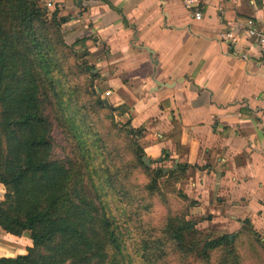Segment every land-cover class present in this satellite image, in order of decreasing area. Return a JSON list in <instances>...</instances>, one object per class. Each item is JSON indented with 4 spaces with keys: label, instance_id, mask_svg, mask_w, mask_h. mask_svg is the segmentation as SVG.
Segmentation results:
<instances>
[{
    "label": "crops",
    "instance_id": "0c3cea01",
    "mask_svg": "<svg viewBox=\"0 0 264 264\" xmlns=\"http://www.w3.org/2000/svg\"><path fill=\"white\" fill-rule=\"evenodd\" d=\"M46 1L66 43L92 40L102 93L144 128L145 155L186 167L190 218L219 235L247 219L264 243V44L246 32L264 34V0ZM31 245L0 228V258Z\"/></svg>",
    "mask_w": 264,
    "mask_h": 264
},
{
    "label": "trees",
    "instance_id": "16d2710c",
    "mask_svg": "<svg viewBox=\"0 0 264 264\" xmlns=\"http://www.w3.org/2000/svg\"><path fill=\"white\" fill-rule=\"evenodd\" d=\"M66 21L56 9L49 14L43 0H0V184L4 187L0 228L14 236L28 233L32 244L25 254L0 258V264H159L170 255L181 264L186 258L201 264H240V239L261 242L250 221L243 220L236 233L211 236L197 228L205 218H188L195 202L185 195L187 211L168 214L159 237L149 235L129 251L125 212L131 201L114 212L104 198L103 185L88 172L91 156L81 132L86 116L82 115L80 126L75 120L68 123L79 160L54 158V122L64 125L70 120L69 100L62 95L72 94L60 87L59 74L69 52L81 50L77 56L83 57V49L92 43L81 38L68 45L61 35ZM86 69L98 78L93 68ZM105 99L96 97L94 104L119 114L127 112L125 106L106 105ZM75 128L81 129L78 134ZM125 128L137 140L145 133L129 122ZM130 144L138 164L151 175L145 186L149 194L157 190L162 176L175 183L185 177L186 167L181 164L166 174L152 170L142 161L141 144ZM90 169L100 178L96 168ZM128 191L123 187L109 193L124 199Z\"/></svg>",
    "mask_w": 264,
    "mask_h": 264
},
{
    "label": "rangeland",
    "instance_id": "374dc122",
    "mask_svg": "<svg viewBox=\"0 0 264 264\" xmlns=\"http://www.w3.org/2000/svg\"><path fill=\"white\" fill-rule=\"evenodd\" d=\"M43 6L46 7L49 14L54 11L46 0H43ZM61 35L66 42L62 26ZM67 44L70 45V43ZM83 52L85 53L83 57L77 56L82 54L81 50L77 54L69 52L59 74L60 87L72 94L64 93L62 95L69 100L67 112H70V120H67L64 125L54 122L53 156L57 159L76 157L79 160L77 153L80 154V152L76 148L74 133L72 134L68 130V123H73L75 120L76 124L80 126L82 115L86 116V127L83 128L81 125L79 128H83L82 130L75 128V134H78L77 132L80 130L83 133L82 140L86 142L85 147L91 156L88 172L93 174L92 178L95 182L100 181L103 185L106 196L104 198L107 199L109 206L115 209L113 211L116 212L118 206L120 210H123L125 206L129 205V199L131 201V206L125 213L129 215L126 225L129 231L127 245L129 251H132L134 244L141 243L143 239L149 238V235L160 236L168 214H181L187 211V201H184L182 197L185 180L182 178L178 183H175L173 178L162 176L157 181V190L151 194L147 192L145 186L150 183L151 175L138 164L133 155L134 149L130 144L131 141L140 144V139L137 140L135 135L127 133L125 125L128 122L125 113L119 114L112 110L100 109L94 104L96 97L104 99L106 97L102 93L104 88L102 89L100 86L99 79H93L86 69L87 66L91 67L98 75V69L91 63L86 47ZM109 104L114 106L110 102ZM53 110L58 111V107H54ZM92 167L96 168L100 178L91 171ZM148 167L152 170H162L163 174H166L168 169L175 168L172 163L154 162L153 160ZM84 174V177L89 179L88 174L85 172ZM123 187L129 190L128 197L119 198L118 193L114 194L115 198L111 197L110 191H120ZM122 201L123 203L119 204ZM197 228L211 236L219 235L217 230L210 226L202 228L198 223ZM237 249L241 258L240 264H264V243L262 241L255 242L250 237H244L238 242ZM159 264H181V261L177 256L170 255ZM185 264L201 263L194 261V258H186Z\"/></svg>",
    "mask_w": 264,
    "mask_h": 264
},
{
    "label": "built area",
    "instance_id": "2783aa9c",
    "mask_svg": "<svg viewBox=\"0 0 264 264\" xmlns=\"http://www.w3.org/2000/svg\"><path fill=\"white\" fill-rule=\"evenodd\" d=\"M191 0H188V2L190 3ZM194 16L199 19L201 17V13L196 10L194 13ZM251 25V23H249ZM250 36H254L255 38H257L258 42H260L261 44H264V34L262 32H260L256 27L253 26H249L247 28L246 31ZM225 39L229 40L231 39L232 41H235L236 36L234 34V30L231 28L230 31H228L225 34ZM111 92L110 91H106L104 92L105 97L110 96Z\"/></svg>",
    "mask_w": 264,
    "mask_h": 264
},
{
    "label": "water",
    "instance_id": "95a60500",
    "mask_svg": "<svg viewBox=\"0 0 264 264\" xmlns=\"http://www.w3.org/2000/svg\"><path fill=\"white\" fill-rule=\"evenodd\" d=\"M104 102H105L106 105L109 104V102H108L107 99H105ZM142 161H143L147 166H149L150 163H151V159L147 158L146 156H144V157L142 158ZM158 161L160 162L161 159H158Z\"/></svg>",
    "mask_w": 264,
    "mask_h": 264
}]
</instances>
